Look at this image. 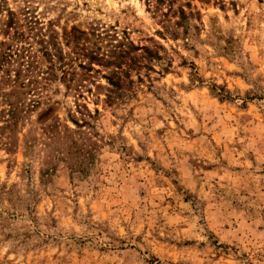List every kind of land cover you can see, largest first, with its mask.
Listing matches in <instances>:
<instances>
[{
  "label": "rangeland",
  "instance_id": "1",
  "mask_svg": "<svg viewBox=\"0 0 264 264\" xmlns=\"http://www.w3.org/2000/svg\"><path fill=\"white\" fill-rule=\"evenodd\" d=\"M0 264H264V0H0Z\"/></svg>",
  "mask_w": 264,
  "mask_h": 264
},
{
  "label": "trees",
  "instance_id": "2",
  "mask_svg": "<svg viewBox=\"0 0 264 264\" xmlns=\"http://www.w3.org/2000/svg\"><path fill=\"white\" fill-rule=\"evenodd\" d=\"M13 21H12V17L10 18V20H9V22L7 23V26L8 27H11L12 26V23ZM10 57H12V55L10 54V53H6V52H4L2 55H1V61H6V60H8V59H10Z\"/></svg>",
  "mask_w": 264,
  "mask_h": 264
}]
</instances>
